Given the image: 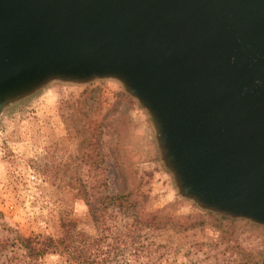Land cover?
<instances>
[{"label":"water","instance_id":"95a60500","mask_svg":"<svg viewBox=\"0 0 264 264\" xmlns=\"http://www.w3.org/2000/svg\"><path fill=\"white\" fill-rule=\"evenodd\" d=\"M105 78L147 112L182 197L264 229V0H0V114Z\"/></svg>","mask_w":264,"mask_h":264},{"label":"rangeland","instance_id":"374dc122","mask_svg":"<svg viewBox=\"0 0 264 264\" xmlns=\"http://www.w3.org/2000/svg\"><path fill=\"white\" fill-rule=\"evenodd\" d=\"M126 182L145 211L180 222L204 212L178 192L147 112L117 80L56 81L9 105L0 114V264H73L49 252L69 228L93 236L103 264H245L247 254L260 264L262 227L140 228L108 199Z\"/></svg>","mask_w":264,"mask_h":264},{"label":"trees","instance_id":"16d2710c","mask_svg":"<svg viewBox=\"0 0 264 264\" xmlns=\"http://www.w3.org/2000/svg\"><path fill=\"white\" fill-rule=\"evenodd\" d=\"M96 149L95 157L100 158L101 145H97ZM100 163V161L99 163L94 161V169L98 168ZM108 199L111 205H116L124 210L140 228H148L154 231L164 228L168 224H173L186 230L208 223L224 233L232 235L241 226H260L243 218H230L210 211L192 213L182 222L177 217L165 215L163 209L145 211L139 195L127 182L119 193L108 196ZM93 215L95 217V214ZM50 245H54L49 251L50 253L63 254L73 264H103L99 259V248L96 247L93 236L80 230L69 228L60 243ZM243 260H245V264L259 263V259L254 258L250 254L242 258Z\"/></svg>","mask_w":264,"mask_h":264}]
</instances>
